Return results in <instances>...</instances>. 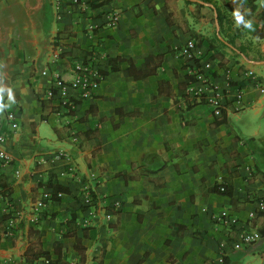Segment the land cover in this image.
I'll list each match as a JSON object with an SVG mask.
<instances>
[{
  "label": "crops",
  "instance_id": "obj_1",
  "mask_svg": "<svg viewBox=\"0 0 264 264\" xmlns=\"http://www.w3.org/2000/svg\"><path fill=\"white\" fill-rule=\"evenodd\" d=\"M104 1L74 9L68 0H0V147L12 157L0 171V264H28L25 253L39 239L63 264H264V213L248 215L264 191V36L256 16L264 0L254 1V13L250 0ZM189 40L198 60L184 55ZM158 54L165 61L155 75L136 79L121 62L86 99L55 87L59 78L72 82L83 61L109 70V58L141 67ZM203 62L212 63L216 85L243 89L221 117L187 91ZM64 97L77 105L69 110ZM134 164L156 174L127 181L122 174ZM223 181L233 196L215 191ZM51 183L69 192L33 222L35 201L57 193ZM224 209L262 237L222 258L221 244L237 232L212 217Z\"/></svg>",
  "mask_w": 264,
  "mask_h": 264
},
{
  "label": "built area",
  "instance_id": "obj_2",
  "mask_svg": "<svg viewBox=\"0 0 264 264\" xmlns=\"http://www.w3.org/2000/svg\"><path fill=\"white\" fill-rule=\"evenodd\" d=\"M71 5L72 3H78L79 0H68ZM89 5L87 0H80V4L78 8L85 7ZM117 21V17L111 19L112 25H115ZM184 55L188 56L190 59L198 60L197 54L199 53L197 43L195 40H189L182 47ZM211 62H203L197 64V68L192 73L195 77L194 81L189 82L187 91L192 96V99L198 100L200 102H205L209 104L213 109V114L216 117H221L223 115L224 109L227 106V99L231 98L234 101H241L243 98V89L235 88L233 89V85L229 82V86L225 89H222L220 86L216 85L213 81V77L208 75L212 70ZM104 75L101 72V68L91 59L88 61H83L76 65V75L75 79L67 83L62 79H57L55 81L56 88L62 91L63 95H66L67 89L71 88L76 90L77 97L79 99H86L91 97L95 90L100 87V83L103 80ZM56 89H50L48 92L49 97L53 98L56 96ZM77 97L73 99L67 98L63 103L66 108L69 110L74 108L77 105ZM9 121L13 128H17L18 124L16 122V117L13 112L8 113L7 115ZM5 143V138L0 136V144ZM12 161V157L8 154L3 148L0 147V171L2 167L7 164H10ZM1 174V173H0ZM220 191H225V186H220ZM6 192V187L0 183V193L3 194ZM63 196L62 192L57 193L56 195L51 191H46L42 194L41 198L35 201L33 206V216L32 221H38L40 217L41 210L45 207L47 202L51 201L54 198H61ZM88 201H92V196L89 195ZM264 213V191L259 196L257 201V209L250 210L248 212L249 218L254 219L258 214ZM104 214L107 220L112 218V211H105ZM212 217L220 223H223L228 229H234L237 231L236 235L232 236L231 232L229 234L230 239L229 243H222L220 246V254L223 258L226 254L229 253L230 248L234 250H238L243 248L244 246L250 245L258 241L262 234L259 230L253 228H244L240 229V219L234 213H231L229 210H221L218 213L212 212ZM8 226L10 230L15 227V219L12 217L8 220ZM235 232V231H234ZM47 264H49V260H45Z\"/></svg>",
  "mask_w": 264,
  "mask_h": 264
},
{
  "label": "trees",
  "instance_id": "obj_3",
  "mask_svg": "<svg viewBox=\"0 0 264 264\" xmlns=\"http://www.w3.org/2000/svg\"><path fill=\"white\" fill-rule=\"evenodd\" d=\"M254 1L255 0L249 1L252 13L257 11V7L254 5ZM87 2L91 8H99L105 4L104 0H87ZM79 4H80V0L78 1V3H72V6L74 9H77ZM218 14H219V16H218L219 22H220V24H222V18H221V14H220L219 10H218ZM256 16H257V19H258L259 25H260L259 29L257 31V35L264 36V7L261 10L256 12ZM230 42L232 43V41H230ZM108 60H109L110 69L109 70H101V72L104 76L109 74V72L120 71L121 70V67H120L121 62L127 61L129 66L125 71L126 74L129 76H133L136 79H142V78H146V77L151 76V75H155L157 73L158 69L162 66L163 62L165 61V56H164V54L150 55L145 59V63L141 67H137L131 59H126V58H122V57L109 58ZM208 75L216 76V73L213 72V73H209ZM189 78H190V81L195 80V77L193 75L192 76L190 75ZM153 174H156V171H150V170L143 168L140 165L134 164L132 173L122 174V175L128 181V180L136 179V178L140 177L141 175H153ZM221 185L225 186V191H223V192L220 191ZM50 186L57 193L58 192H69L66 187L59 185V184L51 183ZM215 191L220 193V194H223V195L233 196V185L231 182L223 181L222 183H220L216 186ZM57 193H54V194H57ZM71 221H74V217L72 218ZM25 256H26L28 264H34L35 260H38L40 258H45V259L49 260V262L51 264H63L60 261V260H62V253L60 252V258L61 259L53 260L51 253L47 250H44L40 239L36 240L35 242H33V244H31L28 247V249L25 253Z\"/></svg>",
  "mask_w": 264,
  "mask_h": 264
}]
</instances>
